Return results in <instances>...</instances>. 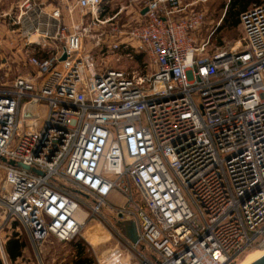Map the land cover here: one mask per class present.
I'll return each mask as SVG.
<instances>
[{"label": "built area", "instance_id": "built-area-1", "mask_svg": "<svg viewBox=\"0 0 264 264\" xmlns=\"http://www.w3.org/2000/svg\"><path fill=\"white\" fill-rule=\"evenodd\" d=\"M206 1L143 0L126 39L103 31L87 51L85 37L114 19L108 0H62L46 14L54 32L34 23L10 39L29 71L0 80L3 264H18L5 253L14 223L40 254L96 219L133 264H233L264 249V3L243 14L242 41L210 53L211 37L196 39ZM28 3L0 12L13 34ZM144 56L138 68L109 62ZM33 99L39 115L25 119ZM116 220L136 224L137 243Z\"/></svg>", "mask_w": 264, "mask_h": 264}, {"label": "rangeland", "instance_id": "rangeland-1", "mask_svg": "<svg viewBox=\"0 0 264 264\" xmlns=\"http://www.w3.org/2000/svg\"><path fill=\"white\" fill-rule=\"evenodd\" d=\"M229 1L230 0H207L205 3L200 5V8H204L206 11L207 24L202 29V32L196 35V39L199 42L201 38L208 39L211 37L210 46L208 48V52L210 53L217 47L230 45L234 46L236 45V42L242 41L243 28L241 26H239L236 30L228 29L229 26L220 28L225 13L224 8L228 5ZM258 1L259 2L254 3V5H259L264 2V0ZM18 2H20V0H13L10 4V6H14L13 12L15 14L16 11L19 10L17 9ZM142 5L143 0H108V3L105 4V7H107L106 11L103 14L106 15V19H114L105 26L93 28L91 33L85 37L84 46L86 47L87 51L93 49L94 36L99 35L103 31L105 32V35L109 36V38L114 37L115 39H126V32L134 25L135 17L137 16L136 12ZM122 9L123 12L117 16V13ZM37 17L38 15H35V17L30 18L32 21H34L37 20ZM75 17L78 21H80L81 14L77 13L75 14ZM87 20L89 19H86L84 22L85 26H87ZM65 23L70 25L68 19L65 20ZM27 24L31 25V22L28 21ZM8 30L3 26H0V43L7 40V35L9 33ZM20 34L21 33L16 34L18 39L20 38ZM13 48L14 46L11 45H8L7 48L5 47V49L0 48V67L3 64H6L2 60V56H4L5 53H9L10 55V52H15L16 50ZM146 59V56H144V58H141L140 61L132 62L125 58L124 60L121 59L122 63H119L115 57H111L109 58V62L115 67L138 68V66H141L143 61H146ZM9 65L11 66V69L8 66V68L5 70H0V80L3 78L4 82H11L18 75L26 74L27 71H29H24L25 68H23L22 62L20 61L9 62ZM45 113L46 109L41 107V115L44 116ZM109 200L117 205L124 203L122 196L115 193L109 197ZM7 232H9L8 235L12 233L11 236L17 232L21 241L26 244L23 257L16 262L18 264H37L40 261L44 264H74L77 259L75 247L78 243L84 245L86 249V255L89 257V259L93 260L94 264H133L135 262V256L132 255V253H130L125 246L119 244L115 232L109 227L100 225L99 221L96 219H90L86 221L81 236L71 242L63 243L59 242L55 238L49 239L47 243L44 244L40 254L36 252L26 231L18 223H14L12 225V229H9ZM5 253L7 260L10 263H15V261H11L7 251H5ZM263 256L264 249L257 248L249 250L237 258L233 264H253ZM0 264H3L1 253Z\"/></svg>", "mask_w": 264, "mask_h": 264}, {"label": "crops", "instance_id": "crops-1", "mask_svg": "<svg viewBox=\"0 0 264 264\" xmlns=\"http://www.w3.org/2000/svg\"><path fill=\"white\" fill-rule=\"evenodd\" d=\"M13 0H0V12L1 13H7V12H12L13 7L14 6H10L11 2ZM27 0H20V2H18L17 4V9L19 8V6H23L24 3ZM62 0H30V3H28L25 6V13H27L24 17V25L22 28H16V32L13 34L11 29L12 27H8L5 25V22H3L4 20H0V26H3L5 29H9L8 30V35H7V40L6 41H2L0 43V48L1 49H5V47L7 48L9 44V41L11 38L16 37L17 33H24L26 30H30V29H34L35 25L34 23H41L42 25L40 26V30L43 31H49V32H54L55 31V27H52L54 25L53 21L49 18H47L46 14H50V12H52L53 8L56 7L57 5H61ZM30 6V7H28ZM39 11H41V18L32 21L30 17H35V15H38V8ZM19 14V10L16 11V15ZM31 22V25H28L27 23ZM37 25V24H36ZM27 26V27H25ZM13 49H15V52H10L9 53H5L4 56H2V60L6 63L3 64L1 67L3 68H9L11 69V66L9 65V62H14V61H20L22 62L21 58L23 56L22 51L16 46ZM8 52V51H7ZM8 55V56H7ZM12 55V56H11ZM23 63V62H22ZM23 68H25L24 71H26V66H23ZM20 73H26V72H20Z\"/></svg>", "mask_w": 264, "mask_h": 264}, {"label": "trees", "instance_id": "trees-1", "mask_svg": "<svg viewBox=\"0 0 264 264\" xmlns=\"http://www.w3.org/2000/svg\"><path fill=\"white\" fill-rule=\"evenodd\" d=\"M259 2L258 0H230L228 5L224 8V17L222 20L221 27L229 26L228 29L236 30L239 26L243 28L242 25V16L248 10H250L254 3ZM264 3V2H263ZM261 3V4H263ZM257 5V4H255ZM26 244L21 241L18 233L16 232L8 240L6 244V251L9 255L11 261L17 262L20 258L23 257ZM76 255L77 259L74 264H94L92 259L86 255V249L83 244H76Z\"/></svg>", "mask_w": 264, "mask_h": 264}, {"label": "water", "instance_id": "water-1", "mask_svg": "<svg viewBox=\"0 0 264 264\" xmlns=\"http://www.w3.org/2000/svg\"><path fill=\"white\" fill-rule=\"evenodd\" d=\"M147 10L143 11V14L146 13ZM66 55L63 56L62 60L66 59ZM39 115L38 112V100L33 99L31 102H29L23 112V116L25 119H33L37 118ZM11 165H14V163H11ZM26 168V167H25ZM116 227L120 230V232L132 243H137L138 242V232H137V227L136 224L132 221H121V220H116L115 221ZM253 264H264V256L256 261Z\"/></svg>", "mask_w": 264, "mask_h": 264}, {"label": "bare ground", "instance_id": "bare-ground-1", "mask_svg": "<svg viewBox=\"0 0 264 264\" xmlns=\"http://www.w3.org/2000/svg\"><path fill=\"white\" fill-rule=\"evenodd\" d=\"M79 218L81 219V220H83L84 218H85V214L83 213V212H79ZM261 259V258H260ZM259 260V259H258ZM257 260V261H258Z\"/></svg>", "mask_w": 264, "mask_h": 264}]
</instances>
